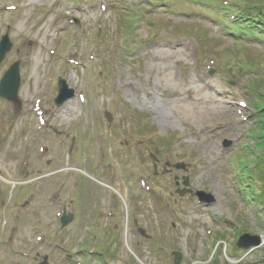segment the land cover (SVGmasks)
Returning <instances> with one entry per match:
<instances>
[{
    "label": "rangeland",
    "instance_id": "374dc122",
    "mask_svg": "<svg viewBox=\"0 0 264 264\" xmlns=\"http://www.w3.org/2000/svg\"><path fill=\"white\" fill-rule=\"evenodd\" d=\"M224 3L264 7L0 0V78L20 75L19 108L0 98V264H264V46L215 21Z\"/></svg>",
    "mask_w": 264,
    "mask_h": 264
},
{
    "label": "water",
    "instance_id": "95a60500",
    "mask_svg": "<svg viewBox=\"0 0 264 264\" xmlns=\"http://www.w3.org/2000/svg\"><path fill=\"white\" fill-rule=\"evenodd\" d=\"M11 43L9 41L8 34L5 33L0 38V63L3 60L5 54L10 50ZM18 62H14L9 66V68L5 71L3 76L0 79V97L3 99H6L9 102L15 103L17 106H19V101L17 99V90L19 86V71H18ZM57 95L53 99V103L56 107H60L63 103H65L68 100H71L74 97V91L71 88H68V85L66 81L60 77L57 78ZM182 165H177L175 169H182ZM153 173L156 174L155 165L153 166ZM182 185L184 187L188 186L187 179L183 178ZM188 190H180L178 191V194L180 196L184 195L185 193H188ZM198 200L200 202L203 201H212L213 198L210 194L205 192L197 191L195 193ZM73 221V215L71 213H65L63 212L62 216L60 217V227L65 228ZM261 238L258 235H249L241 234L237 241H236V247L243 250H248L250 248H256L260 245ZM180 260V256L175 253L174 262L175 264H178ZM43 264H46V257L43 259Z\"/></svg>",
    "mask_w": 264,
    "mask_h": 264
},
{
    "label": "trees",
    "instance_id": "16d2710c",
    "mask_svg": "<svg viewBox=\"0 0 264 264\" xmlns=\"http://www.w3.org/2000/svg\"><path fill=\"white\" fill-rule=\"evenodd\" d=\"M235 3L219 5L215 15H219L218 21L228 34L235 37L246 38L248 41L264 46V7H244L235 4L245 10H236Z\"/></svg>",
    "mask_w": 264,
    "mask_h": 264
},
{
    "label": "bare ground",
    "instance_id": "6f19581e",
    "mask_svg": "<svg viewBox=\"0 0 264 264\" xmlns=\"http://www.w3.org/2000/svg\"><path fill=\"white\" fill-rule=\"evenodd\" d=\"M153 56H157V54L155 55V53H153ZM149 106L150 105H149L148 102H144L143 105H142V108L146 109ZM154 110L156 111V114H157L158 118L163 119V110L161 109V107L160 106H156V107H154ZM187 113L194 114V112H191V111H189Z\"/></svg>",
    "mask_w": 264,
    "mask_h": 264
}]
</instances>
